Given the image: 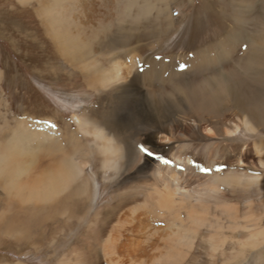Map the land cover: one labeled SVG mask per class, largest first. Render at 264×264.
I'll return each mask as SVG.
<instances>
[{"label": "rangeland", "instance_id": "1", "mask_svg": "<svg viewBox=\"0 0 264 264\" xmlns=\"http://www.w3.org/2000/svg\"><path fill=\"white\" fill-rule=\"evenodd\" d=\"M42 2L0 0V145L25 151L13 175L0 173V264H264V124H253L264 114V55L253 58L249 42L229 38L239 24L255 35L264 0H65L89 45L118 27L151 33L114 48L91 45L83 61L64 53L74 47L47 23L46 13L68 12H47ZM201 53L220 69L190 82L208 87L218 78L223 95L233 87L239 100L253 96V115L230 95L221 116L210 117L174 94L170 68L195 70L188 62ZM153 63L160 73L149 83ZM161 95L169 108L183 101L176 107L187 114L156 133L147 118ZM114 106L136 135L101 123ZM151 134L155 145L146 143ZM62 160L70 180L50 194ZM168 174L182 188L172 204Z\"/></svg>", "mask_w": 264, "mask_h": 264}, {"label": "bare ground", "instance_id": "2", "mask_svg": "<svg viewBox=\"0 0 264 264\" xmlns=\"http://www.w3.org/2000/svg\"><path fill=\"white\" fill-rule=\"evenodd\" d=\"M134 3H136V2H134ZM42 4H43L42 6L47 7V12H48V10L55 9V7H56V9L66 10L68 12V14L65 15V16H61V14L59 15V13H60L59 11L56 12L58 14L54 13V15H48L46 13V17H47V23H50V25L53 28V31L57 34L56 36L59 37V38H64L65 39V43H68L72 47H74V50H71L73 53H67L66 51L64 52L66 55H69V56L72 57L71 58L72 61H74L73 59H75L76 61H83V60H85V58H87L85 51L91 45H93V46H91L92 47V52H93V50L94 51H98L99 50V47L101 49L103 47H111V48H114V47H117V46H124V45L130 43L132 41V38L133 37H135V38L138 39L140 37L142 38V37H145L146 35L149 36L151 34V33H147V34H141V35L137 36V34H130L129 32L125 31V29L122 28V27H118V28L116 27L117 29L113 32V34H109L108 36L105 35L106 37L104 36L105 38L103 40H100L99 43L98 42H95V44H94V41H90L91 43L89 45L88 43H86L87 40L84 41V36H85L84 33H85V30H84L83 26H78V28L76 30L73 27V23L72 22H69L68 17L70 15L69 12L71 10V7H67L66 6L65 0H45L44 3L42 2ZM60 4H61V6H58ZM257 12H259V10ZM242 14H243V12H242ZM263 14H264V7H263V11H261V15H259L260 21H258V26L256 25L255 35L254 34H252V35L250 34L249 35L248 29L245 27V25L239 24L237 27H235L236 30H234L233 33H230L231 35L229 36L230 40L232 38L233 39L236 38L233 41L234 43L235 42H239L240 40H244V41L249 42V44L252 45V47H251L252 49L251 50H252V52H254V54H253L252 57L253 58H258V59H259V57H262L263 58V55H264V16H263ZM74 16H76V14H74L73 17ZM73 19L76 20L75 18H73ZM243 19H241L242 23H243ZM80 22H81V24L84 23V18L83 17H80ZM253 25H255V24H253ZM74 26L76 28V25H74ZM115 26H116V24H115ZM76 31H77V34H76ZM250 33H252V32H250ZM74 36H76V38ZM244 41H242V42L244 43ZM60 43H62V42H60ZM86 44H88L89 46L86 45ZM98 44H99V47H98ZM62 47H63L64 50H66V48H65L66 46L65 45L62 44ZM202 53L195 60H190L188 62L189 65L191 63L194 64V65L197 64L196 65L197 66L196 67L197 70L196 69L195 70H192V69L186 68L184 71H182L180 68H178L179 69V71H178L177 69L174 70L172 67L170 68L171 73H169L166 77L167 78H171L172 80H174L172 82L173 85L170 86L174 90V94H175V92H179V91L183 92L184 95H185L183 97V99H182L183 101H185V102H189L190 101V103L194 104V106L198 109L199 112H201L203 114H206L207 116H210V117H212V116L213 117L221 116V114L223 112L222 111L223 108L221 106L222 98H228L229 99V95H230V99L232 100V102H234V105H236V107L239 108V110L247 111L250 115H253V113L256 111L255 109L257 108L255 106V105H257V104H255L257 102L256 101L257 99H255L256 102L254 103L253 102V99H254L253 96H248V97L243 96V99L239 100V96H237L235 94L236 91H235V88H233V87L228 88L229 91H228V94L227 95H226V93L223 95L222 92H221V89H219V87L216 88V86H215V82H216V80L218 78L215 81H213V79H206V82L208 83V87H204L205 84H202V85L200 84V85L197 86V85H195V83L192 82V80L190 82V80H189L190 75L192 76V79H193V77H194V79L195 78H198V77H201V76L204 77L205 75H207V72H209V71L214 72L218 68V65L217 66L214 65V62L215 61L212 58H209L208 57L209 54L207 56L206 54L203 55ZM216 58H218V61L220 62V64H224V63L227 62L226 59L221 58L220 56H216ZM98 62L96 61L97 64H98ZM154 64L155 63H153L152 66H149V69H147L150 75L144 76V79L145 80L147 79L146 81L149 82V83H150L149 80H152V78H149V76H151L152 74H159L160 73V71H158L159 69H157V68H155L154 69V72H153ZM166 64H168V63H166V62L163 63L164 66H163L162 70H165V68H167L170 65V64H168V65H166ZM210 65H213V66H210ZM120 66H121L120 64H118V65L116 64L115 67L114 66L112 67L113 70L110 71L111 79H115V81L116 80H119V70H120ZM173 67H175V65H173ZM218 69H220V68H218ZM172 70H174V71H172ZM255 70H258V69H255ZM245 72H247V71H245ZM245 75H248V74H245ZM256 77H258V76H256ZM247 79L248 78L242 77L241 80H240V82H245V81L247 82ZM248 80H250V78ZM240 82L238 81L237 83L240 84ZM260 85L261 84H259V86ZM259 86H257V87H259ZM247 87H249V86H247ZM253 87H254V85H253ZM257 87H255V89H257ZM260 87H259V89H260ZM262 88H263V86H262ZM212 89H215V90L210 91V92L208 91V90H212ZM223 89H224V87L222 88V90ZM259 89L257 91H259ZM252 91L255 93V90L254 89H252ZM252 91H251V88H250L249 93L252 92ZM259 92H258V94H260ZM263 94H264V92H263ZM253 95H255V94H253ZM121 97H122V94H121V96L118 97V100L119 101H121ZM262 97H264V95ZM162 98H163L162 95L161 96H157V98H155L151 102V109L153 111V116L150 114L151 116H149V118H147V115H146V118L149 119V120L148 121L145 120V121H147V123L149 125H152L153 127H155L154 130H156L155 131L156 133L157 132H162V131H167V130H171L172 131L174 125L177 124V123L179 124V121H176L175 122L176 116L177 115L181 116L183 113L184 114H187L185 112H179L178 109H177V107L180 106L179 103H183V101H181V102L178 101L179 103H177V105H176L177 107L174 106L172 108H169L167 105H164V103H163L164 100H162ZM258 101H261V100H258ZM124 106H126V104ZM263 107H264V103H263ZM260 109H262V108H260ZM108 113H109V117L107 118V116L104 115V117L101 119V123H103L104 125L108 126L112 130H118V129H121L122 130V129H125V130H131L130 132L133 135H136L137 134L138 131L134 132L133 129H135V126L132 125V123H130L128 120H126V119H124L122 117L121 118L116 117V114L118 113V109L116 108V106H114L113 109H110L108 111ZM113 115H115L114 118L110 119V117H113ZM142 117H145V116L142 115ZM258 117L259 116H257L254 119L253 124L255 122L256 123H259V124L260 123L261 124H264V114H262V116H260V118H258ZM251 118H254V117L251 116ZM79 122H80V120H79ZM137 130H138V128H137ZM153 136H154L153 134L148 135L146 137V143H151L152 145H155V140H154V137ZM101 137L102 138H105L106 137V134L105 133L104 134H101ZM26 138H28V137H26ZM111 143H110V145H107L105 147H107V150H112L113 151V150H115V146H113ZM11 144L5 143V144L0 145V173H2L4 175H8V174L9 175H13L14 171H16L15 168H19V165H21V164H19L20 163L19 161H21V159L23 158L22 155L25 153V151H20L19 150V147H17V145H13L12 146ZM208 148L209 147H207L206 149L209 150ZM210 151H212V150H210ZM20 152H23V153L20 154ZM70 157H69V159H70ZM73 158L75 159L76 157H73ZM66 161H63V164L62 165L60 164V166L58 168V169H60V171L58 172V175L53 176L49 180V182H48V184L52 186V188L49 189L51 191V192H49L50 194H52V193L55 192V191H52L53 189H56L61 184L63 185V182L61 181V178L63 180H67V181L70 180L71 171L68 172V173H65L63 171V169H66L67 170V168H65V162ZM16 164L18 165L17 167H16ZM262 164L264 165V161L262 162ZM68 169H69V167H68ZM162 183L167 188L166 190L163 189V191L167 192V194H169V196H171V199H170V202L169 203L172 204L173 201H174V199H175L174 197H172V195L174 194V192H172V191H175V193L176 192H179L180 193V189H182V188H179L177 186V182L175 181L173 174H171V175L168 174L167 177L164 176V178L162 180ZM171 187H173V188H171ZM248 190H249L248 192L252 191L250 189H248ZM182 195L184 197L185 196L187 197L188 196V193H182ZM60 207H61V205H60ZM60 207H57L56 209H60ZM18 222L19 221H17V223ZM7 224L8 223H6L5 226ZM140 225H139L140 226V229H143V228L146 227L143 224H140ZM139 226H136V227H139ZM9 229H10V227H9ZM140 229H138V231ZM116 230L118 232V229H116ZM138 251L140 252L139 249H138ZM137 254L138 253L131 254V256L132 255L135 256Z\"/></svg>", "mask_w": 264, "mask_h": 264}]
</instances>
